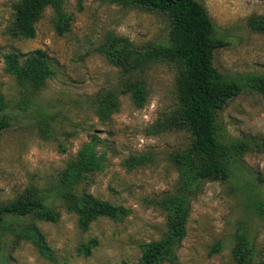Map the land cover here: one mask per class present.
<instances>
[{
	"label": "rangeland",
	"instance_id": "rangeland-1",
	"mask_svg": "<svg viewBox=\"0 0 264 264\" xmlns=\"http://www.w3.org/2000/svg\"><path fill=\"white\" fill-rule=\"evenodd\" d=\"M15 1L0 0V95L10 107L22 101L30 106L0 132V204L29 185L52 183L66 162L93 142L100 167L79 188L128 212L121 219L97 217L85 230L77 226L74 212L60 206L54 222L14 218L12 226H36L54 259L42 257L29 241L13 242L8 236L0 264H140V245L157 240L165 230V212L156 200L176 185L167 155L185 147L189 133L165 127L152 132L176 105L171 64L151 62L133 73L145 88L137 105L129 92L121 91L127 75L98 47L109 35L136 47L160 40L165 17L100 0H63L62 12L69 16L66 31L54 32L53 11L46 5L34 37L16 39L6 33ZM198 1L213 23L212 36L225 42L213 53L223 79L242 84L251 74L264 76V33L247 23L264 16V0ZM36 48L47 54L53 74L30 90L5 68L2 55ZM108 90L115 92L117 108L99 119L96 98ZM219 117L218 139L245 141L247 148L235 164L234 177L205 180L191 195L175 261L162 264H236L231 250L237 239L250 249L248 264H264V148L259 142L264 137V96L242 89L226 101ZM132 157L139 162L127 163ZM89 238L97 243L84 256L76 248Z\"/></svg>",
	"mask_w": 264,
	"mask_h": 264
},
{
	"label": "trees",
	"instance_id": "trees-1",
	"mask_svg": "<svg viewBox=\"0 0 264 264\" xmlns=\"http://www.w3.org/2000/svg\"><path fill=\"white\" fill-rule=\"evenodd\" d=\"M63 0H16L11 5V19L6 33L16 39H30L35 34V24L46 5L52 8L51 23L56 34L68 27V14L62 12ZM124 7L141 8L157 12L166 20L164 37L157 41L134 46L122 37L109 35L100 44L107 60L118 67L124 79L123 92H129L132 101L139 105L144 96L143 81L133 79V73L142 71L151 62H165L174 67L176 105L171 114L156 124L152 132L161 128L184 129L189 133V142L181 149L168 153L167 159L174 166L176 185L174 191L160 196L156 205L165 212V230L157 240L142 243L140 264H162L175 261V247L185 233V220L189 199L205 180H227L236 175L235 164L247 148L245 141L223 142L216 131L220 112L226 101L249 88L264 96V76L249 75L244 83L225 80L213 64V53L225 42L212 36L213 23L203 4L198 0H100ZM248 26L264 33V16L248 19ZM5 68L17 82L30 90L42 84L45 77L53 74V67L44 50L36 48L25 53L7 52L2 55ZM96 114L105 118L117 108L116 94L108 90L97 96ZM30 103L22 101L10 107L0 95V132L17 120V114L26 112ZM264 148V137L259 140ZM100 156L93 150V142L81 147L77 156L66 162L55 180L42 187L27 186L15 198L0 204V252L7 237L13 242L29 241L37 252L53 260L43 236L33 223H18L14 218H36L54 222L57 207L74 212L77 226L85 230L97 217L121 219L128 210L112 205L107 200L93 197L79 185L85 182L100 167ZM137 158L130 162L138 163ZM23 224V225H22ZM95 238L77 246L76 251L84 256L96 245ZM236 264H248L250 249L242 239L232 247Z\"/></svg>",
	"mask_w": 264,
	"mask_h": 264
}]
</instances>
